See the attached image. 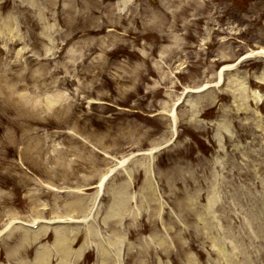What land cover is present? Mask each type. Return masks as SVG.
Masks as SVG:
<instances>
[{
    "label": "rangeland",
    "instance_id": "1",
    "mask_svg": "<svg viewBox=\"0 0 264 264\" xmlns=\"http://www.w3.org/2000/svg\"><path fill=\"white\" fill-rule=\"evenodd\" d=\"M193 4L0 0V264H264V0Z\"/></svg>",
    "mask_w": 264,
    "mask_h": 264
},
{
    "label": "bare ground",
    "instance_id": "2",
    "mask_svg": "<svg viewBox=\"0 0 264 264\" xmlns=\"http://www.w3.org/2000/svg\"><path fill=\"white\" fill-rule=\"evenodd\" d=\"M191 1H193V5H195V3L196 2H200L201 0H191ZM191 4H192V2H190ZM260 53L261 54H264V50L263 51H260ZM255 55V53H252V54H250V56H254ZM224 69H222L221 70V72H220V74H219V78H220V82H222V80H223V73L222 72H224L223 71ZM226 70V69H225ZM219 82V83H220ZM153 155V154H152ZM126 161L127 160H122L119 164L121 165L120 167H122L124 164H126ZM113 172V170H111L105 177H103V179L101 180V182H100V185H99V188H100V190H98L99 191V195L102 193V191H104L102 188H103V185H104V182L108 179V177H109V174L110 173H112ZM99 195H98V197H99ZM28 225V224H27ZM26 225V226H27ZM33 228H34V226H33ZM28 229H30V230H32L31 229V226L30 225H28ZM43 231H45V230H43ZM64 237H66V234H62V235H60L59 236V241H63V239H64ZM111 245H112V241H111Z\"/></svg>",
    "mask_w": 264,
    "mask_h": 264
}]
</instances>
